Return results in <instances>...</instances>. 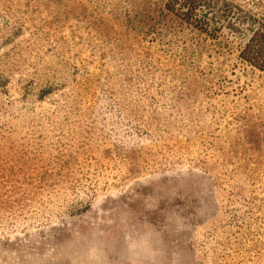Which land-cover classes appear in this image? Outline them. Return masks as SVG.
Listing matches in <instances>:
<instances>
[{
    "label": "rangeland",
    "instance_id": "rangeland-1",
    "mask_svg": "<svg viewBox=\"0 0 264 264\" xmlns=\"http://www.w3.org/2000/svg\"><path fill=\"white\" fill-rule=\"evenodd\" d=\"M169 1L0 0V264H264V0Z\"/></svg>",
    "mask_w": 264,
    "mask_h": 264
},
{
    "label": "trees",
    "instance_id": "trees-1",
    "mask_svg": "<svg viewBox=\"0 0 264 264\" xmlns=\"http://www.w3.org/2000/svg\"><path fill=\"white\" fill-rule=\"evenodd\" d=\"M219 4L220 0H170L167 9L197 29L212 34L219 29L215 26L219 20L217 14L225 8H220ZM241 56L251 65L264 70V28L254 32Z\"/></svg>",
    "mask_w": 264,
    "mask_h": 264
}]
</instances>
